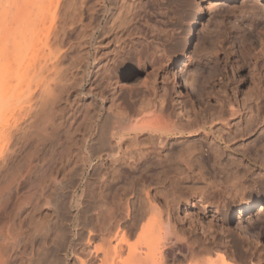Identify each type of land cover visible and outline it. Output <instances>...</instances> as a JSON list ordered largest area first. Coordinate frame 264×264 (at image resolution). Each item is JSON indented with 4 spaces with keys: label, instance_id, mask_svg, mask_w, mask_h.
<instances>
[{
    "label": "bare ground",
    "instance_id": "1",
    "mask_svg": "<svg viewBox=\"0 0 264 264\" xmlns=\"http://www.w3.org/2000/svg\"><path fill=\"white\" fill-rule=\"evenodd\" d=\"M4 1H6L5 2L6 5H4L6 6L5 7L6 9L4 8L5 11L3 14H2L3 11L2 12L0 11V14H2L0 16V142H1L0 155L3 157V159L1 158L2 161H0V205L3 204V201L6 200V198L8 199L9 193L12 192L13 189L11 190L12 188L11 184L13 183V181L15 182L14 190H17L16 189L18 188L17 186H19L20 184L26 185L24 183H26V181L31 180L30 173H31V169L34 168V165L31 158L32 156L30 157V155L33 154L32 152L34 150L32 152L29 151L30 154H28L27 157L23 156V158L21 157L18 158V155L20 156L21 152L23 151L22 150L23 147L24 146L27 147V145L32 144L33 141L36 142L37 144L35 145L36 147L39 146V148L37 149L44 148L46 145L48 146V144H46L47 143L46 141L48 139L50 141L49 137H51V135L55 136L53 135V133H55V130L58 127H60L59 125H61L60 123H62L61 120H59L60 117L56 118L58 116L57 115L58 113L56 114V112H59V108H56L57 106L56 103L57 104L59 103L57 102V97L59 95L57 96L56 95L57 93H55L54 90L56 86L57 89H59L60 87L59 86L60 84H58L59 81L61 80V78L60 79L58 78L59 75L61 74L59 73V71L61 70L60 69L61 66H59L61 65V63H59V60L61 61L62 59L61 57L65 56L64 50L62 52V47H61L62 45L60 44L58 47V44L61 43L60 38H59L60 40L57 41V43L59 42L58 44L56 42L53 41L51 42L48 40V38L51 40L50 32H53L54 30H50V29L54 28V24H55L54 21L55 18L53 17L50 20L49 19L50 16H48L47 14L48 11L51 12V7H54L51 5L53 0H4ZM214 1H215L214 4L223 5L233 0H214ZM243 1H245V4H250L256 1L258 3V1L260 0H243ZM210 2L211 0H199V2L196 3L197 5L195 12L193 15H191L192 17L190 18L186 29L184 30L182 35H180L181 37L179 38V40H181L182 46L174 60V64L176 68L173 67L175 70L171 69V76H170L172 77L171 79L174 80V84L171 85L172 83L169 84L165 81H162L161 84L157 87L158 89L156 88L157 90H159L160 95H158V98H155L157 95L155 97L153 96L155 99L153 100V102H151L148 99V101H150L151 103H147V102L144 103V100L141 99L143 103L141 101L140 102L138 101L139 104H137V106L131 105V103L129 102L131 101L130 99H132L131 96V98L130 97L127 98H130L128 104H130L132 108L131 107L128 108L125 105L127 102L124 100L126 103L125 102L123 103L120 100L123 97L122 96H121L122 98L118 97L117 91L115 90L113 91V89L115 88L114 86L111 85L113 87L112 90H111L112 87L110 86L109 90L113 92L109 96H107L106 94H103L105 93L102 92L103 89L101 90V88H104L100 86L103 83L100 84V82L99 83L96 82L97 84H100L99 85L100 89L98 91H96L95 89L94 90L97 93L99 92V94H97L98 95L97 98L99 97L102 103L99 102L98 105H94L93 102L91 101L92 99L88 100L89 102L90 101L91 102L89 103V105L87 104L85 109L88 106L89 107L84 111L85 114L82 115V119L84 118L83 119L84 127L82 125L83 134H81L82 135L81 139L82 138L83 139L82 142H79L81 145L77 143L79 145V147L77 146L79 149L77 152L79 153H76L77 155L75 156L74 154L75 151L74 150H72L74 152L71 151L72 154H74L73 156H75L74 158L76 163L75 165L73 164L74 162H72L73 167L75 165L74 168L72 167L73 168L72 170L75 171V173L80 174V172L82 173V171L86 166L88 171V176L85 179L83 185L84 187L82 188V192H81V194L83 195L82 206H80V209H78L77 212L78 214L76 215V219L74 220L75 218L74 212L76 211H74L72 214V212H70L68 209L65 210L64 208L66 206L68 207L67 202L70 199V195H69V199L66 196H64V199L61 197L65 201L66 198L68 199L66 202L64 201L65 203L63 202L62 199H60L59 196L58 198L60 200L57 199V195L55 197L57 203H59V201L62 200V202L66 205V206L63 205L62 202L59 203L61 206L57 204L58 206H60L62 209L65 210L64 213H62L61 208L59 207L60 208L59 209L58 206L57 208L55 207L54 209L53 205L56 206V204H51V203H55V202H52L51 199L48 202L46 200L49 199L45 197L46 198L44 199L45 204L47 202L50 203V204L47 203L49 207H53L50 209L55 210V211L51 210L52 213L54 212L53 213L54 216L52 219L50 216L51 224H47L41 227V229L39 230H38V225L36 226V230H34L36 232L34 233V235H31L32 237L30 238L28 237L30 239V240L28 239L29 243L27 242L28 246L27 244L26 246L24 245L26 242L23 244L25 247L22 245L23 247L21 249L24 252L23 251L21 252L28 255V257L25 258V260L27 259L26 260L27 264H66L67 262L64 263L63 260L62 261L59 260L62 257L59 255L58 256L60 258L57 255H55L57 256V258H59L56 261L55 257L53 256L56 253L55 251L54 253L52 252L53 254L48 253L49 248L47 246L48 243L47 241L51 239L52 247L54 246L53 242L56 244L59 241L65 243L64 240L66 237L65 232L67 231L66 230L67 225H69L72 222H74L75 227L78 229L75 244L76 246L80 247L79 249H82V254H81L82 256L78 254L79 252L72 253L74 254L73 255L74 264H179V263L181 264H264V246L261 243L259 244L263 246L262 248L261 246L258 245L257 242L258 234L256 233L257 234L256 236L253 231L254 228H257L259 224L260 226H264V222L255 223V221H257L255 219V221L253 220L254 222H248L245 225V228L243 227L245 229V233L247 234L244 235V233L242 232L243 233L242 237H244L242 242L241 241L242 238L240 237L241 234L239 233L240 234L239 237L241 238V240L239 239V241H241L243 244L242 248L239 249L238 247H236L239 244L235 245L234 237L236 235L233 234L234 236H232V234H228L232 232L230 229L229 230L231 232L226 228L229 231L228 232L225 228L223 230L220 227L219 229L222 231V233L221 232L218 233V231H216V226L214 224L215 223L214 221H218L219 225H223V223H225L226 221L224 216L223 217H221L222 215L220 216V214L225 212L224 211L225 206H219L217 204L209 206L207 204L208 202L204 201L202 195L197 194L199 197L198 199L200 201L199 204L200 206H202L201 213L203 214L209 213V217L211 221L208 222L206 220L207 223L204 224L203 223L204 221L198 219L199 217L195 218L193 216V213L191 214V212L188 210V208L191 207L190 205L193 204V202L190 203V201L186 199L184 200L183 204H180L178 201L175 200V198H178V196L176 197V195L174 194L175 195L174 197L173 195L174 192H171L172 194L167 192L168 190H166L165 189L166 187L164 186L165 187L164 189L162 188L160 189H162L161 191H163L166 197H164L163 194L162 196L165 199L163 200V204H159V202H157L155 197L156 194H154L151 190H149L150 184L144 183L146 177L148 178L151 176L153 178V176H157L159 174L160 175L164 174L166 176L169 173L168 174L169 176L167 175L166 177H172L170 176L172 175L171 172H174L175 175H177L176 173H181V174L183 173L193 174V172H195L194 174L202 173L201 171L202 169H204L203 165H201L198 168L197 165L195 164V161L197 160L196 158H198V154H196V152L198 151V145L196 143L191 144L188 140L184 141L182 138L183 135H185V138L186 137L193 138L194 136L200 135L203 131H204V135L205 134L208 135V133H206V129L208 126L209 129L208 131L215 130L220 133V134L218 133L220 136V137L218 136V139L220 138L221 141L224 142V145L226 143L225 148L229 150L236 145L241 144L240 147L243 146L242 145L243 143L238 144L237 142H232L233 139L234 141H236L235 139H238L237 138L238 136L237 137L235 136L236 134L238 133L240 134L241 132L240 135L242 136H240L239 134L238 135L240 137L243 136L245 137L247 134L249 135V133L253 132L255 128H259V130L261 128L260 131H262L264 128L262 127L264 125V113L262 111H259L261 110L259 109V107L261 106H259L257 102L255 103L253 102V104L250 102L253 101L252 99H250L249 102L247 101L245 102V104H243L245 105L244 116L243 114L241 116L240 115L235 116V118L237 117L238 119L236 122L239 123L236 125L240 131L237 132V129L235 130L233 128L234 131H236V134L234 131L232 132L231 129L228 128V126L230 125L231 127L232 124L231 122L233 123L235 122L234 121L235 118L233 116L236 113L240 112L238 108L239 104H236V102L233 103L230 100H228L229 109H227L226 107V111L224 109L225 107L224 108L221 107L224 110L222 109H220L221 111L215 110V112H211L209 114L207 113L205 115L204 113L206 112L205 110L204 112L200 109L196 110L194 105L189 107L190 105V103L188 104L189 101L186 103V100L184 99L186 97H187L186 99H189L190 95L196 94L198 87L199 89L201 88L198 82L197 81L195 82L196 78L193 79V76L195 74L197 75L200 74L197 73L198 72L197 69L194 67L196 69L194 70L195 73L192 71L193 70L192 69L189 75L188 74L189 70L188 72L186 70H183L184 68L181 66L180 63L183 61V59L187 57V51L188 48H190L192 37L194 36V33L197 30L202 20L203 13L205 10L204 8L208 7ZM1 6L2 4H0V7ZM3 7H1V10ZM260 8L261 10L264 11V4H260ZM49 14L51 15V17L53 16V12ZM46 20L48 21V24L46 23L47 26L45 25ZM55 33L53 34L52 40L57 38ZM148 44L149 43L147 42V45ZM154 47L155 48L152 51L155 50L157 51V49L159 51L160 49L159 45L158 47L157 46ZM150 48L152 49V47ZM93 60L95 59L93 58ZM107 67L109 68V66ZM82 70L84 73H87L88 71L87 65ZM101 71H99V74ZM104 72L106 71L104 70ZM106 73L108 74V72ZM107 74L105 76H107ZM108 77L106 80L109 82L111 78L109 79ZM52 79L55 81H53ZM56 79L58 80L56 81ZM100 81H102L101 77H100ZM40 84L43 85V88L38 86ZM107 84L110 85L109 83ZM107 84L105 85L107 86ZM35 86L40 88L38 90L39 92H37L40 94L38 95L35 94V96L38 97L34 99L31 96L32 93L35 92L33 90L36 88ZM94 87L96 88V86ZM152 88H154V86ZM117 89L119 90V88ZM199 89L198 92H200ZM88 93L90 96L94 93L91 87H89ZM129 94L131 95L130 92ZM194 97L196 98V95ZM58 98L59 101L61 97ZM255 99L259 101L258 98ZM29 100L31 101L33 100L34 102L32 103H36L33 104L34 108H32L31 105H28ZM103 101H105L107 105H103ZM145 101L147 100L145 99ZM167 102H170L171 106L175 104V108L172 112L168 111L171 108H169L166 105ZM190 102L192 104V101ZM167 104L169 105V103ZM219 105L220 103H218L217 107ZM240 106H242V103ZM29 107H31L32 109L31 108H30L31 110L28 109ZM167 107L169 108L168 110ZM205 107L207 108L208 106L205 105ZM217 107L216 109H219ZM26 109H28V112L26 111V114L28 113L30 114L27 115L29 116V122L28 123L25 122L26 125L23 124L21 128L17 127L19 129L18 130L16 128L15 125L16 121L14 122V118L17 117L22 111H23L22 113L24 114L25 113L24 110ZM76 111L74 112L76 113ZM198 111H201V113H199ZM224 111L225 112L228 111V113L225 114ZM202 113H204V115H201ZM19 116H21V114ZM22 116H26V115H22ZM15 120L17 119L15 118ZM17 121H19V119ZM75 131L76 128L74 129L73 133ZM255 132H257V130H255ZM233 133H234V137H233ZM207 135H205V137H207ZM10 138H13V140H15V142L13 141L12 144L14 143L21 144V147L18 148L19 146L17 144L16 145L18 147H15L16 145L14 144L15 145L14 148H11V150L9 148V150L6 151L8 154L6 155L5 152L3 156L4 151L2 152V150H6V148L8 147L5 146L4 144L7 145L8 143H11L12 139ZM8 139L10 140L8 141ZM170 139H175V142L177 140L181 141L182 143H179L180 147L177 149L169 148L168 146L169 144H171ZM211 139L212 140L209 139L208 142L205 141L210 148V150L208 151L209 153L211 152L210 154L212 155L211 162H213L214 165L216 164H218L219 166L221 165L220 169L221 170L223 169L224 171V169H226L227 167L223 166L224 164L222 162L223 152H220L222 151V148L218 145L219 142L218 143L216 142L217 140L215 141L213 140V138ZM3 140H7L8 143H5V141ZM52 140L53 139H51L50 141L51 144H53ZM72 141L75 140L72 138ZM75 143L76 141L74 142V144ZM12 144L11 146H13ZM1 145L5 146V149H3L4 147H1ZM245 145H244L245 148L244 147L243 148L247 149ZM80 146L82 147L83 150L80 148ZM218 146L221 148V150L219 149ZM258 146L261 147L260 149L261 152L263 153L261 152L257 153L255 151L256 153L253 152L254 154H250V155L247 154V155L251 156L250 158L253 161H258L264 166V144L260 143L258 144ZM176 147H178V145H176ZM16 148L18 151L14 150ZM243 148L242 150H244ZM233 154L231 156H233ZM227 155H229V153H227ZM231 158H233L232 161H234L235 157H230V162H231ZM241 159H243V157ZM237 160H236V166H238L237 164L239 163L240 166H243V164L239 162V160L238 161ZM15 162L16 163L19 162V164L20 162L21 163L23 162L26 166V171L25 169L21 171L19 169V166L21 164L16 165ZM196 162L198 163V161ZM213 163L211 164V167L214 166ZM234 163L235 161L232 164ZM260 163H256V164L260 165ZM14 164L16 167L19 165L17 167L18 169L17 171L20 170L21 172H23V175L22 173H20V171L18 173L21 174V176L19 175L20 177L18 176L20 179L15 178L16 175L14 174V171L16 170H14L15 167L13 166ZM229 165L228 163L226 164L228 168L230 167ZM234 167L235 165L232 168ZM244 168L247 170L248 167L247 168L243 167V169ZM234 169L237 170V168ZM238 171H235L234 174H236ZM24 172L26 173L24 174ZM240 172L242 171L240 170ZM125 173L127 174V176L131 178V180L136 177L137 178L139 177L140 179H142L143 177L144 182L140 181L138 178V180L140 181L138 183V180L136 181L137 179L136 178L135 179V181L137 182L136 184L134 180L129 181L128 178L129 183L127 182L126 184L122 183L124 185L121 184L122 185L121 186L119 185L118 181L121 176L123 175L125 176ZM241 174L243 175V173ZM236 175H234V177H238L240 174L237 176ZM257 175L259 176L260 174L257 173L256 176ZM165 176H162L161 177L162 179L158 177L157 181L161 179L162 182L159 181L160 184L163 183L164 180L167 182V178L164 179ZM174 178L176 179V177L173 176V180H175ZM77 179L79 180V178ZM263 179L261 180L263 181ZM176 182L169 183V186L171 184L173 187L172 183H176ZM242 185L239 188H241ZM48 186L50 187V185ZM27 187L29 188L30 186ZM63 187L64 185L59 188H63ZM45 188L42 187L41 189L44 191ZM67 189L69 192H71L69 188H66V190ZM42 190H40V192ZM157 190L159 191V188L156 189V191ZM57 191L55 193H58ZM61 191L59 192L61 193ZM167 193L169 196H171L169 197L171 199L167 197L168 196ZM31 194L33 195V192H31L30 194L27 193L26 196ZM63 194L61 196H63ZM160 194L159 196L161 198ZM35 196H37V194H35ZM38 197H40V195H38ZM163 197L161 199H163ZM249 197L247 198V196H245L240 199V205L235 212V216H234L235 218L237 219L242 218L245 214L251 212L252 207L254 206H255L254 210L256 211L258 209L260 210L262 209L261 204L259 205V202L253 200L252 197L251 198ZM25 199L27 198L25 197ZM37 200L40 199L37 198ZM37 200H35L36 204L38 202ZM259 212L260 211L255 213L258 214ZM212 221L214 223H212ZM243 228L241 226L242 229L241 231H243ZM51 229L53 230L50 232L49 230ZM134 233L135 234L138 233L137 234L138 237L136 241L137 243L136 242L131 243V241H129V239L132 237V235H134ZM189 235L192 236L190 239L193 238L191 242L187 240V237H190ZM68 238L69 237H67L66 240ZM16 239L15 242L18 241ZM20 240L19 242H22ZM56 240L57 242H55ZM15 244L18 245V242L13 244L14 247H17L15 246ZM60 246L63 247V244ZM70 247H72V245ZM56 248L52 250H56ZM73 248H75V246ZM17 249H19V247H17ZM63 250H65V248ZM12 259H14V257ZM10 262L11 261H9V263Z\"/></svg>",
    "mask_w": 264,
    "mask_h": 264
},
{
    "label": "rangeland",
    "instance_id": "2",
    "mask_svg": "<svg viewBox=\"0 0 264 264\" xmlns=\"http://www.w3.org/2000/svg\"><path fill=\"white\" fill-rule=\"evenodd\" d=\"M0 1H1L0 4H2L1 7L6 5L5 3L6 1L4 0H0ZM197 2H199V0H53V2L51 3V5L54 6L51 7V12H53V16L51 17V15L49 14L51 13L50 11H48L47 14L48 16H50L49 18L50 20L53 17L55 18L54 19L55 24L53 21L54 28H51L50 30H54L53 31L54 33L56 32L55 35L57 38H55L54 36L55 41L52 40L54 33L50 32L51 40L49 38L48 40L57 43V41L61 39V43L58 42L59 44L58 43L57 44L58 47L60 44L62 45L61 46L62 52L64 50L65 53V56L61 57L62 58L61 61L59 60V63H61V65H59L61 66V68L59 67L61 69L59 73L61 74L59 75L58 78L59 79L61 78V80L59 81L58 84H60L59 85L60 87L59 89H57L56 86L54 90L55 93H57L56 95L57 96L59 95L58 97H61L59 101H58L59 98L57 97V102L59 103L58 104L56 103L57 105L56 108H59V112H56V114L58 113L57 114L58 116L56 115L57 116L56 118L60 117L59 120H61L62 123H60L61 124L59 125L60 127H58L55 130V133H53V135L55 136L51 135V137H49L50 141L51 139H53L52 140L53 144H51L48 139L46 141L47 142L46 144H48V146L47 145L45 146L46 148L44 147L37 149L39 148V146L36 147L35 145L37 144L35 141H33L34 144L33 143L29 144L27 145V147L24 146L20 156L18 155V158L20 157L23 158V156L27 157L28 154H30L29 151L31 152L33 150L35 151V152L33 151L32 152L33 154L30 155V157L32 156L31 158L34 168L31 169V173H30L31 180L30 179L29 180L33 182L26 181V183H24L27 186H30L29 188L26 185L20 184L19 186H17L18 187L16 188L17 190H14L15 182L13 181V183L11 184L12 186L11 190L13 189L12 192L9 193L8 199L6 198V200L3 201V204L0 205V245H1L0 264H27L26 262L27 259L25 260V258H27L28 255L22 253L21 251L23 250L21 248L24 245L26 246L28 239L32 237L31 235H34V233L36 232L34 230H36L37 225L39 230L41 229V227L47 224H51L50 220L54 216L53 215L54 212L52 213L51 210L55 211L54 210L55 207L57 208L58 206L57 204L62 202L64 196H66L69 199V195H70L69 200L65 197L66 201L68 200L67 202L68 207L64 204L66 202L65 200H63V202L64 201L65 202L62 203L67 207V208L64 207L65 210L68 209L70 212H72V214L74 211H76L74 212L75 213L74 220L76 219V215L78 214L77 213L78 209H80V206H82V202H83V198H82L83 195L81 194L82 188L84 187L83 185L85 179L88 176V171L86 166H85L86 169L84 168L83 170L84 172L82 171V173L80 172V174L79 173L77 174L75 173V171L72 170L76 165L74 157L77 155L76 153H79L77 152L79 150L78 144H80L79 142H82L83 139V138L81 139L82 136L81 134H83L82 129L84 127L83 124L84 118L82 119V115L85 114L84 111L89 106L86 109L85 107L87 106V104L89 105L91 101L93 102L94 105H98L99 102L102 103L100 98L99 97L97 98L98 96L97 94H99V92L98 93L96 92L100 89V86L107 88V89L101 88V90L103 89L102 92H105L103 94H106L107 96H109L114 90L117 91L118 97L121 96L123 97V98L121 97L122 99L120 98L119 99L123 103L126 101L127 103L125 102L126 103L125 105L128 108L129 107L132 108L131 105L137 106V104H139L141 99L144 100V103L145 102L151 103L153 102V100H155L154 97L156 95L157 96L155 98H158L160 92L159 90H157L158 89L157 87L161 84L162 81H165L169 84L172 83L171 85H173L174 80L171 79L172 77L170 76H171V69L175 70L173 68L175 67L174 60L182 46L181 40H179V38L181 37L180 35H182L184 30L186 29L188 22L192 17L191 15L194 14ZM214 3L215 1L211 0L208 7L204 8L205 10L203 13L202 20L197 30L195 31L194 36L192 37L190 48H188L187 51V57L182 61L184 64L182 62L180 63L181 66L184 68L183 70H186L187 72L189 70L188 74L192 69L194 73H195L194 70L196 69L198 71L197 73L198 74L200 73L199 75L195 74L196 76L194 74H193L194 76L191 75L193 76V79L196 78L195 82L197 81L201 87L199 89L198 87L199 85L197 84L198 88L195 94L196 98L194 97L195 95H190L189 99L191 100L186 99L187 97L184 99L186 100V103L189 101L188 102V104L190 103L189 107L194 105L196 110L200 109L203 112L205 110L206 111L204 112L205 115L207 113L209 114L211 112H215V110L219 111L220 109H222L221 107L223 108L225 107L224 109L226 111V107L227 109H229L228 100H230L233 103L236 102V104H239L238 105L239 111L242 112V113L240 112L236 113L233 117L235 118V116L238 115L241 116L242 114L244 116L245 105L243 104H245V102L247 101L249 102L250 99L253 100L250 101L252 104L253 102L254 103L257 102V104L261 106L259 107V109H261L259 111H262L264 113V11L261 10L260 8V4H264V0L262 1L260 0L258 1V3L257 1L252 2L250 4H245V1L243 0H233L223 5L222 4L217 5ZM1 7H0V11L1 12L3 11L2 12L3 14L6 9L5 8L6 6H4L2 10ZM2 14H0V16ZM46 23L48 24L47 20L45 21V25L47 26ZM147 42L149 43L148 45ZM157 43L160 47L159 51L157 49L159 53L156 50L152 51L155 48L154 46L158 47ZM150 47H152V49ZM93 58L95 60H93ZM83 64L84 65L86 64L88 67L87 73H84L82 70L86 66V65L84 66ZM107 66H109V68ZM102 69L108 72V74L104 72V70ZM99 71H101L104 74H102L101 72L99 74ZM105 73L107 74V76H105L106 75ZM101 74L104 75L106 78ZM100 77L102 78L103 82L100 81ZM107 77L109 79L111 78L110 80L108 79L109 82L106 80ZM103 79L106 80L107 82L104 81ZM57 80L58 79H56V81ZM110 81L112 84L110 83ZM96 82L98 83L100 82V84L101 83L103 84L100 85L97 84ZM104 82L105 84L109 83L110 85L107 84L106 86ZM40 85L38 86L43 88V85L41 86ZM97 85L100 86L98 87ZM111 85L114 86L115 88L113 89ZM145 85L146 86L149 85V86L146 87ZM94 86H96L97 89ZM110 86L112 87L111 90L113 89V91L109 90ZM153 86L154 88H152ZM39 87H36L37 90L36 88L35 89L32 88L35 92L32 93L31 97H33L34 99L38 97L35 96V94L37 95L40 94L37 93L39 92L38 91L40 89ZM89 87H91L94 92L91 96L88 93ZM117 88H119V90ZM198 89L200 92H198ZM106 92L109 94H107ZM129 92L131 93V95L129 94ZM131 96L132 99H130ZM254 97L258 98L259 101L256 100ZM89 99L92 100L89 102L88 101ZM129 99L133 102V104L131 101H129ZM145 99L147 101H145ZM148 99L151 102L148 101ZM30 101L31 100H29V103L27 102L28 105H31L32 108H34L33 104L36 103H32L34 102L33 100L31 102ZM128 101L131 103V105L128 104L129 103ZM190 101H192V104ZM141 102L143 103V101ZM240 102L242 103V106H240L241 105ZM167 103H169V105ZM167 103L166 105L169 108H171L170 110H168L169 108L167 107V110L169 112L170 111L172 112L175 108V104L171 106L170 102ZM218 103H220V105L217 107ZM204 104L208 107L206 108ZM103 105H107V103L103 101ZM216 107L219 109H216ZM30 108L31 107H29L28 109ZM28 109L24 110L25 112L24 114L22 113L23 111L20 112L21 116H19L20 114L17 117H15L14 115V117L17 120L19 119V121H17L14 118V122L16 121L15 122L16 128L17 127L21 128L23 124L26 125L25 122L26 123L29 122V116L27 115L30 114L29 113L26 114V111L28 112ZM207 109L211 111H208ZM74 111H76V113ZM225 111H224L225 114L228 113V111L227 112ZM198 112L201 113V111ZM73 113L76 115H74ZM204 113H202L201 115H204ZM22 115H26V116H22ZM237 120L238 119L236 117L234 120L235 122L234 123L231 122L233 125L231 124V127L230 125L228 126V128L231 129L232 132L234 131V129L235 130L237 129V132L239 131L236 125L239 123L236 122ZM262 127H264V125ZM73 128L74 129L76 128V131L74 132L75 134L73 133L74 131ZM208 130L209 129L207 126L206 133H208V135L205 134L207 135V137H205L204 131L200 135L194 136L193 138L186 137L187 138L186 139L185 135L182 136L184 141L188 140L191 144L196 143L198 145V151H197L198 153L196 152V154H198V158H196L197 160L195 159L196 161H198V163L195 161V164L197 165L198 168L201 165H203L204 169H202L203 167L201 168L202 173H197V174H194L195 172H193V174L176 173L177 175H175L174 172H171L172 175L170 176L172 177H166L169 173L166 176L164 174L163 175L159 174L160 176L155 174L157 176H153V178L151 176L148 178L146 177L147 179L145 178V182L143 181L144 179L143 177L142 179H140L139 177L138 178L140 181H143L146 184H150V186L152 185V183L153 185L156 184L154 186L152 185L151 187L149 186V190H151L154 194H156L155 197L157 202H159V204H163V200L165 199L164 197H166L163 191H161L165 187H166L165 189L168 190L167 192L169 193L174 192L173 195L175 194L176 197L178 196V198H175V200L178 201L180 204H183L184 200L186 199L190 201V203L193 202V204L190 205L191 207H189L188 210L191 212V214L193 213V216L195 218L199 217L198 219L204 221L203 222L204 224H206L207 221L208 222L210 221V217H209V213H205V214L201 213L202 206H200L199 204L200 201L198 199L199 198L198 195H202L204 201L208 202L207 204L209 206H212L214 204H217L219 206H225L224 207L225 212L220 214V216L222 215L221 217L224 216L226 220L225 223H223V225H219L218 221H214L215 223L212 221V223L215 224L216 231H218V233L220 232L222 233V231L219 229L220 227L223 230L224 228L225 229L227 228L228 230L230 229L232 232L229 230L231 233L228 234H232V236L236 235L235 236L236 239L234 237L235 245L239 244L236 247L240 249L243 246L242 242L244 239V237H242V234L243 233L244 235L247 234L245 233V229H244L245 225L248 222H254L255 219L257 220L255 221V223L264 222V187H263L264 166L258 161H253L250 158L251 156H248L256 152L257 153L261 152L260 149L261 147H259L258 144L260 143L264 144V128L262 131H260L261 128L260 130L259 128H255L257 132H255L254 130L253 132L249 133V135L247 134L245 137L244 136L240 137L242 136L240 135L241 134L240 131H239L240 134L238 133L240 136L236 134V131H234L236 134L235 136L236 137L238 136L237 138L239 140L235 139L236 141H234L233 139L232 142H237L238 144L243 143L242 144L243 146L240 147L241 144L236 145L237 147L234 146L229 150L225 148L226 143L224 145V142L221 141L220 138L218 139V136L220 134L218 131L215 130L208 131ZM210 134L213 136H211ZM233 137H234V133H233ZM72 138L76 141L75 144L78 143L77 145L74 144L75 141H72ZM211 138H213V140L215 141L217 140L216 141L217 143L218 142L220 143V144L218 143V145L222 148V151L220 152H223V159H222L223 160L222 162L224 163L223 166L227 167L226 168L227 170L224 169L223 171V169L222 170L220 169L221 165L220 166L218 164L214 165V163L211 162L212 155L210 154L211 152L209 153L208 150H210V148L206 143L208 142L209 139L212 140ZM10 139H12L11 143H8L7 140H3L5 141V143H8L7 145L4 144L5 146H8L7 147L8 149L6 148V150H2V152L4 151L3 156L4 153L7 150H9V148L11 150V148H14V146L17 144V143H14L15 145L12 144L13 141L15 142V140H13V138ZM10 139H8V141ZM244 141L246 145L244 144ZM170 142L171 144H169L168 147L173 149L179 148L180 147L179 143H182L179 140L175 142V139H170ZM205 143L207 144L208 147L206 146ZM11 144L13 146H11ZM17 145L15 147L18 148L21 147V144H17ZM176 145H178V147H176ZM244 145L246 146L247 149H244L245 148ZM5 146L1 145V147H4L3 149H5ZM255 146L259 148H256ZM82 147L80 146L81 149ZM220 147L219 149L221 150ZM242 148L244 150H242ZM14 150H17V148ZM72 150H74L75 152ZM71 151L74 152L75 156H73L74 154H72ZM226 152L229 153L230 157H235L236 160L238 159L239 162L243 164V166H240V163L237 164L238 166H236L235 159H234L235 163L232 164L234 162L232 161L233 158H231V162H232L231 163L230 157L229 155H227ZM5 154L7 155L8 153L6 152ZM232 154L233 156H231ZM242 157L243 159H241ZM1 158L3 159V157L2 156L0 157V161H2ZM246 158L249 160H247ZM226 160H228L229 162ZM16 162H15L16 165L19 164V162L18 163ZM72 162H74L73 164H75L74 167ZM22 163L20 162L21 165L19 164L21 167L18 165L19 169L21 171L25 169L26 171V166L24 163L23 166ZM212 163L214 165L212 166L213 168L211 167ZM227 163L228 165L230 164L229 168L228 166H226ZM256 163H260V165L259 164L257 165ZM15 164L13 166H15ZM217 165L219 166V168ZM234 165H235L234 168H237V170L232 168ZM15 167H14V170H16L14 171V174L16 175L15 178L20 179L19 177L21 176V174H18L20 170L17 171L18 169L17 167L16 168ZM243 167L246 168L248 167V168L246 170L245 168L243 169ZM240 170L242 172H240ZM21 171L20 173H22L23 175V172ZM235 171H238L237 172L238 174L236 173L237 175L240 174L238 177H234V175H236L234 174ZM255 171L260 175L256 176L257 173ZM25 173L26 172H24V174ZM73 173H75L76 175ZM241 173H243L244 176ZM162 176H165V178L163 177L164 179L167 178V182L164 180V182L160 184L159 181H161ZM173 176L176 177V179L174 178L175 180H173ZM158 177H160L161 179L159 178L160 180L157 181ZM77 178H79V180ZM128 178L129 181L134 180V182L137 184L136 182L138 180L137 177H136L137 179L134 178L131 180V178L127 176V174L125 173V176L123 175L120 177L118 181L119 185H121L122 183L126 184V182L129 183ZM261 179H263V181ZM139 180L138 183L140 182ZM171 182H176V183H172L173 187L171 184L169 186V183ZM158 183L160 184V186ZM47 184L50 185V187ZM63 185H64L63 188H59L62 187ZM241 185L242 187L239 188ZM47 186L49 189L47 188ZM42 187L44 188L46 187L44 191L41 189ZM66 188H69L71 192H69L68 189L66 190ZM154 188L156 189L159 188V191L158 190L156 191V189ZM40 190H42L43 192L42 191L40 192ZM29 191L30 193L33 192V195L31 194L26 196L27 193L30 194ZM56 191L58 193H55ZM59 191H61L62 194L64 193L63 196H61L62 194ZM154 191L157 193H155ZM35 194H37V196H35ZM159 194L161 195V198L163 197L162 195L164 194L163 199L160 198ZM38 195H40V197H38ZM56 195L58 200L63 198L61 201H59V203H57V200L55 198ZM58 196L60 197V199L58 198ZM245 196H247V198L250 196L249 198L252 197L253 200L259 202V205L261 204L262 209L261 210L258 209L256 211L254 210L255 209L254 206L252 207L251 212H248L242 218L237 219L234 217L235 212L239 208L240 199ZM25 197L27 199H25ZM45 197L49 199L46 201L49 202L51 199L52 202H55V203H51V204H56V206L53 205L54 209H50L53 208V207H49L48 204L50 203L47 202L48 204L47 203L45 204L44 201V199H46ZM167 197L169 198L171 196L168 195ZM37 198L40 200H37ZM35 200H37L39 203L37 202L36 204ZM60 206H58V208ZM63 210L64 209L61 208L62 213L65 212V210L64 211ZM258 211L260 212L256 214L255 212ZM69 225H67V229H66L67 231L65 232L66 235L64 240L65 243H63L62 241H59L58 242L59 244L53 242L54 246L52 247L51 239H49L47 241L48 242L47 246L49 248L48 250L49 254L50 253L53 254L54 251L57 253L53 255L56 261L60 258L59 256H62L61 259H59L60 261L63 260L64 263L67 262L66 264H72L73 261L74 264V257H73L74 254L72 253L79 252L78 254L81 255L82 249H79L80 247L76 246L75 244L78 229L75 227L74 222L70 223ZM241 226L242 228L244 227L243 231H241L242 230ZM259 226L260 224L257 226V228H254L253 231L256 236L258 234L257 242L258 245L261 246L262 248L264 246V228H263L264 226H260L261 228ZM52 230L53 229L49 231L51 232ZM239 233L241 234V236ZM137 234L138 233L136 234L134 233V235H132V237L129 239L131 243L137 241V237H138ZM189 236L190 237H187V240L191 242L193 238L190 239L192 236L191 235ZM239 236L242 238V240ZM67 237L69 238L66 240ZM15 239L18 240L17 242L19 245L18 246L15 244V246L19 247V249L13 246L14 243H17L15 242ZM239 239L242 242L239 241ZM19 240L22 242H19ZM55 242H57V240ZM259 243H261L263 246ZM62 244L63 247L60 246ZM58 245L60 246V248ZM69 245L70 246L72 245V247H70ZM74 246L76 249L73 248ZM56 247H58L59 249ZM55 248L56 250H52ZM64 248L65 250H63ZM59 250L60 253L62 254L59 253ZM55 255L57 256L59 255L58 256L59 258H57V256ZM13 257L14 259H12ZM9 261L11 262L9 263Z\"/></svg>",
    "mask_w": 264,
    "mask_h": 264
}]
</instances>
